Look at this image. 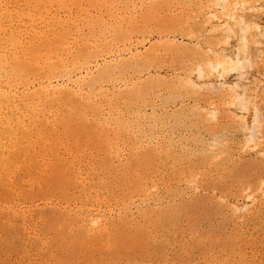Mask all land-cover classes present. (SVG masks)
Listing matches in <instances>:
<instances>
[{
    "label": "bare ground",
    "instance_id": "bare-ground-1",
    "mask_svg": "<svg viewBox=\"0 0 264 264\" xmlns=\"http://www.w3.org/2000/svg\"><path fill=\"white\" fill-rule=\"evenodd\" d=\"M143 1L0 0V216L38 228L19 214L18 187H30L27 209L32 195L46 192L39 201L53 217L45 238L77 246L88 264H132L129 242L190 206L174 203L189 187L177 179L192 186L201 175L213 184L207 169L224 170L235 148L256 151L264 167V0H182L189 4L164 17L152 2L140 18L131 15ZM153 34L150 52L134 49ZM155 45L192 64L170 78L152 71ZM148 104L164 110L163 119L136 109ZM160 126L188 133L179 141L182 156L161 177L158 154L172 156L174 133L164 148L152 147ZM235 175L227 178L244 184ZM252 184L251 204L222 207L234 225L254 216L259 198L264 212V180ZM198 242L210 259L219 240L201 235Z\"/></svg>",
    "mask_w": 264,
    "mask_h": 264
},
{
    "label": "rangeland",
    "instance_id": "rangeland-1",
    "mask_svg": "<svg viewBox=\"0 0 264 264\" xmlns=\"http://www.w3.org/2000/svg\"><path fill=\"white\" fill-rule=\"evenodd\" d=\"M152 2L158 3V8L155 13L160 17L177 13L189 4V1L183 3L182 0H171L168 3H165V0H144L143 2H137L131 15L140 18L143 12H145V9L148 8L149 3ZM164 8L166 9L163 10ZM262 19L264 20V14L262 15ZM157 37L156 34L149 36L143 44L136 45L134 49H139L142 54L150 52L149 47L151 44L158 42ZM175 37L176 39L181 38L179 35ZM152 51H155L154 53L159 56V63L152 68V71L160 72L161 75L168 78L172 77L175 73L177 75L182 74L185 68L187 66L190 67L189 65L192 64V61L187 62L188 60L185 61V59H175L172 56H167L164 54V48L159 45H155ZM132 79L135 80L134 78ZM132 79L131 77L128 78V80L133 81ZM162 87L161 85V89ZM163 93L164 91H161L159 95L164 97L166 92L165 94ZM154 102L155 105L160 104L158 101L154 100ZM190 102L191 100L188 101V103ZM201 107L208 109L210 104L203 102ZM136 109L141 112L143 117L145 116L148 119L154 118L155 114L161 118L165 116L164 110L159 107L154 108L152 104L139 105ZM175 128L170 131L161 128V126L158 127L156 135L159 139H152L149 142L152 147L158 146L164 148L165 146L163 144H167L171 140V133H174V139L170 142L172 156L166 157L164 154H158L156 168L158 169L159 177L169 172L170 167L174 164L175 158L182 156L178 145L180 144L179 141L188 134L187 128ZM240 137L237 135L235 138L236 142L242 140ZM231 139V146H233L235 145L234 138L231 137ZM205 140H208V137H205ZM199 149L196 147L195 151L197 152ZM124 153V149L121 148L118 160L123 159ZM227 158L228 160L224 170L217 169L215 166L207 169L214 182L211 185L203 183L201 175L198 176V180L196 179L192 186L186 184L187 182L184 177L183 179H177L176 182L174 181V183H179L183 189L185 186H189L188 189L182 191V196L177 197L174 203H187L190 206H188L186 211L181 212L179 217L173 220L169 226L167 225L159 229V231L148 232L147 236H136L133 241H130L129 244L133 245V248L126 251L128 252V256L131 255L132 264H264V212H257L260 198L250 208V210L253 209L252 211H255L254 216L246 219L241 218L237 225H234L226 217L225 210L222 208L225 206L232 207L234 204H251L247 199L249 185L253 182L252 185L256 186L261 180H264V167L256 164L261 158L257 155L256 151L243 152L238 148H235L233 152L229 151ZM231 170L239 174L235 176L243 178L244 184H241V181L239 183L236 181L231 182L230 177L227 178ZM196 172L199 171L196 170ZM194 186L197 187L195 188ZM29 188L25 184L18 187L20 196L19 201H17V209H19L20 216L25 215L28 216L27 220L34 219V222L37 221L38 228L34 223L28 222L25 225L21 220L22 218L6 215L0 216L1 223H3V220L5 221V225H0V264H63V261H67L68 264H88L84 260L83 255L77 252V246L74 250H69L66 245H60L58 242L51 243V241L49 242V238H45V235L50 237L48 229L50 228V224L52 223L51 218L53 217L52 212L45 207L42 201H39L40 197L45 195L46 192L39 196L32 195L34 197L33 207L27 209L25 207L30 206L27 201V198L30 196ZM218 196L221 197L219 198ZM261 201L263 200L261 199ZM196 202L197 204H204L205 208L199 209L196 204L193 205ZM22 211H25V214H22ZM201 235L214 236L219 240L210 259L204 254L198 242ZM52 237H55V235L53 234ZM228 237H233L234 239L231 240L229 238L230 241ZM210 260H212V263ZM126 261L127 259L122 264H126Z\"/></svg>",
    "mask_w": 264,
    "mask_h": 264
}]
</instances>
